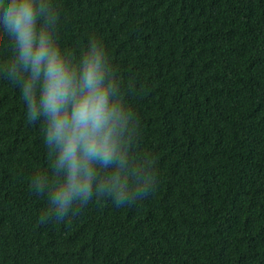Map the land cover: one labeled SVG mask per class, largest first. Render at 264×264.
<instances>
[{
  "label": "trees",
  "instance_id": "trees-1",
  "mask_svg": "<svg viewBox=\"0 0 264 264\" xmlns=\"http://www.w3.org/2000/svg\"><path fill=\"white\" fill-rule=\"evenodd\" d=\"M50 3L63 49L103 42L156 183L42 221V123L0 73V264H264V0Z\"/></svg>",
  "mask_w": 264,
  "mask_h": 264
},
{
  "label": "clouds",
  "instance_id": "clouds-1",
  "mask_svg": "<svg viewBox=\"0 0 264 264\" xmlns=\"http://www.w3.org/2000/svg\"><path fill=\"white\" fill-rule=\"evenodd\" d=\"M58 13L50 0H0V30L11 42L0 48V73L17 83L30 123H42L51 175L30 184L46 195L41 220L62 221L94 197L117 207L154 190L155 160L137 155L138 126L117 69L96 37L79 56L56 35Z\"/></svg>",
  "mask_w": 264,
  "mask_h": 264
}]
</instances>
